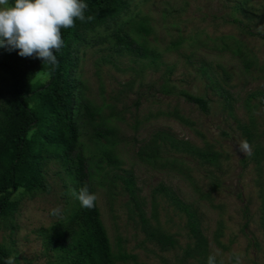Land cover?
Segmentation results:
<instances>
[{
	"label": "rangeland",
	"instance_id": "1",
	"mask_svg": "<svg viewBox=\"0 0 264 264\" xmlns=\"http://www.w3.org/2000/svg\"><path fill=\"white\" fill-rule=\"evenodd\" d=\"M115 29L152 56L119 53ZM246 29L264 34V0H130L117 25L87 33L79 46L77 93L97 111V127L87 119L81 127L90 181L111 247L134 256L118 264H197L185 259L192 239L172 196L195 215L217 264H235L236 254L241 264H264V39ZM7 85L0 72V106ZM184 94L203 98L207 113ZM104 126L112 129L106 139L95 135ZM244 139L251 155L239 151ZM45 178L48 192H15L14 213L0 221V246L16 264L53 262L43 233L78 201L60 162H50ZM123 178L132 179L139 211L174 237V248L162 251L147 239ZM56 207L58 217L50 214Z\"/></svg>",
	"mask_w": 264,
	"mask_h": 264
},
{
	"label": "trees",
	"instance_id": "2",
	"mask_svg": "<svg viewBox=\"0 0 264 264\" xmlns=\"http://www.w3.org/2000/svg\"><path fill=\"white\" fill-rule=\"evenodd\" d=\"M82 2L88 5L85 10L86 19L83 22L76 20L73 28L61 29L64 46L55 53L58 65H49L35 57H21L18 50L0 48V72L8 77V97L0 106V221L11 218L14 213L16 203L11 198L15 192H48L45 172L53 160L60 162L64 172L72 177L77 191L86 185L89 192L95 194L90 181L88 159L80 138L81 127L87 121L89 125L97 127L94 124L97 111L77 93L79 83L74 76L78 62L77 51L87 33L100 27L109 30L111 24L117 25L121 16L128 11L130 0ZM228 20L234 24L239 22L234 18ZM138 29L145 32L148 30L142 23ZM120 31L115 29L111 32L119 53L125 51L139 58L152 56L147 47L137 43L126 32L120 34ZM246 33L264 39L260 31L246 29ZM42 76L46 79L43 80ZM184 96L203 113H207V102L203 98L190 94ZM260 102L264 106V97L260 98ZM111 133L112 129L105 126L95 131L97 137L105 139ZM102 148H105L104 145ZM194 153L198 157L213 156V153L201 150H194ZM106 154L110 164L117 163L111 151ZM122 180L130 200L139 211L132 179ZM172 202L185 213L186 229L192 239L184 251L185 259L207 264V241L195 215L173 196ZM71 207L64 221L43 233V249L53 257V262L49 264H118L134 259V256L121 250L114 251L111 247L97 202L91 209L82 207L79 201ZM139 217L141 230L147 239L162 251L175 247L173 236L152 228L141 211ZM8 257L9 251L0 246V264H5Z\"/></svg>",
	"mask_w": 264,
	"mask_h": 264
},
{
	"label": "clouds",
	"instance_id": "3",
	"mask_svg": "<svg viewBox=\"0 0 264 264\" xmlns=\"http://www.w3.org/2000/svg\"><path fill=\"white\" fill-rule=\"evenodd\" d=\"M87 7L82 0H0V48L18 50L21 57L58 65L55 53L64 46L61 29L75 27L76 20L83 22ZM238 146L240 152L251 155V145L246 139ZM72 193L82 207L95 206L97 196L86 185L78 192L73 189ZM50 214L60 216V207L51 209ZM5 264H16V258L8 257ZM207 264H217L216 254L209 255ZM235 264H241L239 254L235 255Z\"/></svg>",
	"mask_w": 264,
	"mask_h": 264
}]
</instances>
